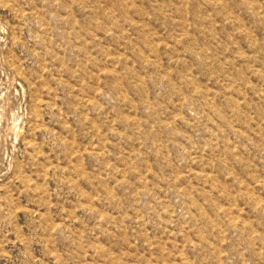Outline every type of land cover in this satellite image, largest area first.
<instances>
[{
  "label": "rangeland",
  "instance_id": "374dc122",
  "mask_svg": "<svg viewBox=\"0 0 264 264\" xmlns=\"http://www.w3.org/2000/svg\"><path fill=\"white\" fill-rule=\"evenodd\" d=\"M0 264H264V0H0Z\"/></svg>",
  "mask_w": 264,
  "mask_h": 264
}]
</instances>
